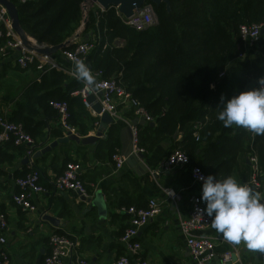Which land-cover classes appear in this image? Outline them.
<instances>
[{
  "label": "trees",
  "instance_id": "1",
  "mask_svg": "<svg viewBox=\"0 0 264 264\" xmlns=\"http://www.w3.org/2000/svg\"><path fill=\"white\" fill-rule=\"evenodd\" d=\"M10 1L17 7L22 29L39 44L57 46L70 41L82 24L83 0ZM155 9L158 23L141 31L123 24L113 7L99 15L91 11L82 36L95 37L100 45L85 64L90 72H101L102 79L118 80L152 116L154 127L139 126L155 136L147 145L140 133V145L146 152L152 150L154 142L183 132L173 151H183L207 175L219 180L245 170L248 158L254 156L261 171L260 187H249L262 193L264 133L252 134L235 125L224 127L216 117L221 96L231 98L264 77V34L252 47H246L240 37L243 25H262L264 29V0H170L169 12L165 4ZM73 48L72 44L65 50ZM29 69L36 71V65ZM21 70L0 56V92L8 88L12 91V85H5L6 76ZM84 85L56 69L41 73L39 81L25 87L12 101L9 118L22 125L37 145L46 139L49 124L59 119L51 102H66L68 124L86 136L100 119L91 115L78 94ZM62 135V131L51 132L54 138ZM100 144L111 159L121 148L118 127L113 125ZM27 149L13 140L0 145V177L8 176L5 166H13L17 156L24 157ZM71 161L66 159L57 174ZM36 162L40 183L45 184L46 168H39ZM28 172L25 166L24 171L14 173V178ZM109 198L120 209L144 206L139 202L141 197L131 201L117 190H112ZM113 219L124 223L118 232L121 237L128 226V215L114 214ZM254 258L264 262V254L254 252Z\"/></svg>",
  "mask_w": 264,
  "mask_h": 264
},
{
  "label": "crops",
  "instance_id": "2",
  "mask_svg": "<svg viewBox=\"0 0 264 264\" xmlns=\"http://www.w3.org/2000/svg\"><path fill=\"white\" fill-rule=\"evenodd\" d=\"M82 31L81 25L69 40L71 41L76 34H79L78 41H84ZM31 39L39 44L33 38ZM39 45L48 46L46 44ZM14 58L15 55L11 54L4 61L12 67H17ZM55 58L63 67L75 71V66L67 62L60 53L55 55ZM19 72H28L30 75L25 79L22 77L23 75L16 76ZM19 72H16L14 76L19 78L17 81H19L18 85L21 84V87L16 90V85H12V91H9V88L5 92L2 91L0 111L11 113L12 101L18 98L25 87L34 81L40 80V75L35 70L28 69ZM90 73L94 77V74ZM254 87H257L256 83L248 86L247 90ZM2 103L5 105L2 106ZM116 107L121 119L114 122L113 125L118 127L120 136L121 130L128 126L126 121L133 123L136 118L133 111L121 101H117ZM89 112L96 117L91 111ZM146 125L148 126V124ZM112 126L105 130L103 136L97 142L85 146L68 139V134L71 133L82 139L94 136L98 128H90L89 133L83 136L77 128L76 133L67 132L65 134L58 120L49 124V128L45 130L46 139L37 144L35 149L36 153L40 152V156L35 158L38 161V163L36 162L37 166L46 168L45 184L42 183V186L47 191L35 198L34 202L37 210L33 213L22 212L12 202V196L18 192L14 173L24 171L25 166L27 167V163L23 164V160L26 159L25 156H17L13 166H5L8 176L0 177V210H3L8 221V229L4 232V235L7 239L6 251L10 256V264H43L49 248V236L60 231L76 236L78 247L75 260L83 259L89 264H115L117 258L123 253L118 232L124 223L118 219H113L114 214L123 213H121L120 208L109 201V193L112 190H117L118 193L127 196L131 201L141 197L139 202L144 203L143 207H146L151 199L156 200L160 205V214L139 232V241L143 248L141 256L144 260H147L150 264H193L186 242L180 234L179 222L189 217L190 199L192 197H199L200 199L201 187L193 183L190 166L177 167L164 174H153L160 162L173 152L174 143L180 142L184 133H177L175 139L173 136L154 142L152 150L144 154L145 159L140 162V167L137 169L125 164L122 169L117 170L114 163L107 156L105 146L100 144L101 141L106 139ZM53 131H62L63 135L54 138L51 136ZM141 133L145 136L147 145L153 142L154 133L143 132L142 130ZM118 151L121 152V148ZM66 159H71V162H77L83 166L82 179L89 187V193L92 196L90 199L95 197L97 191L103 192L106 202V213L104 215L96 207H92L83 201L82 197L76 193H58L55 191L52 182L55 177L59 176L57 171L60 170ZM250 176V167L246 163L245 170L236 171L231 177L246 186L250 181ZM165 189L180 192L182 201L173 203L167 199L164 194ZM260 195L264 198V188ZM202 204L205 207L204 203ZM134 206L137 207V205ZM45 214L58 218L60 220L59 226L55 227L43 221ZM125 223L127 224V221ZM197 234L224 239L212 227ZM226 251H231L232 256H235L233 264H264V262H259L254 258V252L247 250L243 242L240 245H233L228 241L223 243L217 240L215 246L217 256L220 258ZM211 264L218 263L213 260Z\"/></svg>",
  "mask_w": 264,
  "mask_h": 264
},
{
  "label": "built area",
  "instance_id": "3",
  "mask_svg": "<svg viewBox=\"0 0 264 264\" xmlns=\"http://www.w3.org/2000/svg\"><path fill=\"white\" fill-rule=\"evenodd\" d=\"M21 1L24 2L26 0ZM106 10L107 9H104L91 0H83L81 5V25H83V21H87L88 15L91 11L95 12L96 15H99ZM119 16L123 24L137 31L144 30L158 23L155 6L151 3L144 4L130 19H125L121 15ZM262 30V25L241 26L240 37L245 46L252 47L253 45L258 44L262 36ZM0 40L2 41L0 43V56L3 59H7L11 54H14V63L20 69L28 70L32 65H36V71L39 75L52 69H56L68 74L72 79L78 80L75 71L63 67L59 64L55 56H40L39 54L24 48L21 45L19 37L12 30L11 21L8 17L7 11L2 6H0ZM70 43V45H74V48L71 50H64L60 52V54L73 66H75L77 61L85 63L86 58L97 48V46L100 45L98 39H95V37H92V39H85L84 41H78L73 38ZM106 47L107 46L104 45L103 49ZM93 74L96 81V88L92 92H89L84 85L83 89L78 93L82 97L86 109L100 119L101 114H96L92 110L91 104L87 101L89 94H92L100 103L102 112L108 113L114 122H118L121 119L116 107L117 101H121L133 111L136 121L144 120L146 124L154 123L152 116L146 111L140 102L135 99L122 84H120L118 80L102 79L101 72ZM51 106L58 112V123L63 132L65 134L67 132L76 133V128L68 124L69 113L67 103L51 102ZM9 117V111L0 112V145L4 142L13 140L16 145L28 146L25 158L28 159L27 168L29 169V172L26 175L15 179V185L18 188V192L12 196V202L22 212L33 213L37 210L34 202L35 198L39 195H43L47 191L40 183V173L35 170L36 159L34 155L36 153V143L30 135L23 130L22 125L12 122ZM126 122L131 130L132 154H145L146 150L140 145L141 129L139 126H133L130 121ZM99 124L100 123L96 124L95 129L98 128ZM247 131L254 134L252 131ZM195 136L198 140V135L195 134ZM111 161L114 163L117 170L122 169L126 164V158L118 150L112 155ZM248 161L251 176L250 181L246 186L249 187V184H251L256 188H259L260 183L258 182V176L261 174V171L258 165V160L256 157L250 156ZM188 166L191 167L190 172L193 183L201 187L202 180H200L199 177H206L208 175L201 167L195 165L186 153L180 150H174L163 159L153 174H164L177 167ZM83 173V166L80 163L69 162L64 171L59 176L55 177L52 186L58 193L73 192L81 197L90 198L92 196H90L89 187L82 179ZM164 194L167 199L171 200L173 203H179L182 201V195L180 192H175L172 189H165ZM190 203L191 210L189 217L187 219H182L179 222L180 234L186 242V247L193 264H211L214 258L217 257L215 252L217 240H220L223 243L226 242V240L210 235L197 234L198 232L207 230L211 227L210 218L198 214V211L204 208L199 197H192ZM160 212V205L154 199L149 200L146 207L130 206L121 208V213L128 215V226L119 239L123 248V253L117 258L115 264H150L141 256L143 248L139 241V232L142 228L148 225L151 220L156 218ZM7 229L8 221L6 215L0 210V264H10V256L6 251L7 239L4 235V232ZM48 242L49 248L43 264H89L83 259L75 260L78 247L76 236L62 231L54 232L49 236ZM231 260L232 252L226 251L220 256L219 264H233Z\"/></svg>",
  "mask_w": 264,
  "mask_h": 264
},
{
  "label": "clouds",
  "instance_id": "4",
  "mask_svg": "<svg viewBox=\"0 0 264 264\" xmlns=\"http://www.w3.org/2000/svg\"><path fill=\"white\" fill-rule=\"evenodd\" d=\"M75 75L87 91L96 88V81L87 65L75 64ZM257 87L240 91L231 98L220 97L217 120L224 127H243L257 135L264 133V77ZM200 200L205 207L198 214L210 218L211 227L233 245L243 242L249 251L264 254V198L238 183L231 176L218 180L213 175L200 176Z\"/></svg>",
  "mask_w": 264,
  "mask_h": 264
},
{
  "label": "water",
  "instance_id": "5",
  "mask_svg": "<svg viewBox=\"0 0 264 264\" xmlns=\"http://www.w3.org/2000/svg\"><path fill=\"white\" fill-rule=\"evenodd\" d=\"M94 3L99 4L104 9L108 8H117L119 15L123 16L125 19H130L136 11H139L142 6L146 3H151L155 5L156 7L161 6L162 4H165L167 7L168 12L170 11V0H91ZM0 6H2L8 14V17L11 21V28L12 30L17 34L21 41V45L31 50L40 56H55L58 53L64 51L71 43L70 41H67L63 44L57 45V46H41L39 44H36L32 41L31 37L27 35V33L22 29L19 23V14L17 7L14 3H12L10 0H0ZM86 20L83 21L82 30L85 28ZM261 34H264V29L262 30ZM80 38L79 34H76L74 36V39L78 40ZM87 101L89 104H91L92 110L96 114H101L100 117V124L97 130V133L94 136L86 137L80 139L76 135H72L69 133L70 140H74L77 143H81L82 145H91L98 141L99 138H101L105 132V130L114 124V121L112 118L108 115L106 112H102V107L100 103L97 101L96 97L92 94H89ZM133 126H147L144 120H137L134 121ZM148 126L154 127L155 123H150ZM176 138V134L174 135V139ZM121 140V154L126 158V164L131 168H138L140 167V162L145 159L144 154H132V143H131V130L129 126H126L121 130L120 135ZM40 156V152L35 153L34 157L38 158ZM28 162V159L23 160V164H26ZM247 164L249 165V161L247 160ZM82 200L85 201L87 204H89L92 207H96L100 213L103 215L106 213V202L104 200L103 192L97 191L95 194V197L92 199H88L85 197H82ZM43 221L50 223L52 226L58 227L60 224V220L50 214H45L43 216ZM214 261H216L219 264L220 258L217 256L214 258ZM232 263L235 262V256H232Z\"/></svg>",
  "mask_w": 264,
  "mask_h": 264
},
{
  "label": "rangeland",
  "instance_id": "6",
  "mask_svg": "<svg viewBox=\"0 0 264 264\" xmlns=\"http://www.w3.org/2000/svg\"><path fill=\"white\" fill-rule=\"evenodd\" d=\"M33 70V69H32ZM19 72V71H18ZM16 73V72H15ZM15 73H10V74H8L7 76H6V83H5V85H16V90L17 89H19L20 87H21V84L20 85H18V83H19V81H17V79H19V78H16L14 75H15ZM20 75H23L22 77H24L25 79L28 77V75H30V73H28V72H24V73H22V72H19L18 74H16V76H18V77H20ZM7 89H3L2 91H6ZM247 90V89H246ZM2 91H1V93H0V96L2 95ZM4 95H6V94H4ZM0 103H1V101H0ZM3 104L4 103H2L1 105L3 106ZM5 105V104H4ZM1 108V107H0Z\"/></svg>",
  "mask_w": 264,
  "mask_h": 264
},
{
  "label": "bare ground",
  "instance_id": "7",
  "mask_svg": "<svg viewBox=\"0 0 264 264\" xmlns=\"http://www.w3.org/2000/svg\"><path fill=\"white\" fill-rule=\"evenodd\" d=\"M34 42V41H33ZM35 43V42H34Z\"/></svg>",
  "mask_w": 264,
  "mask_h": 264
}]
</instances>
